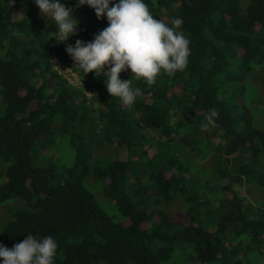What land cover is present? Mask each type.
<instances>
[{"label":"trees","instance_id":"16d2710c","mask_svg":"<svg viewBox=\"0 0 264 264\" xmlns=\"http://www.w3.org/2000/svg\"><path fill=\"white\" fill-rule=\"evenodd\" d=\"M61 2L80 23L57 44L34 0H0V206L21 202L0 243L52 236L53 264H167L181 246L183 264H264V97L252 90L264 89V0H144L183 20L191 54L152 85L133 77L143 95L130 107L104 77L69 69L66 44L93 41L107 16Z\"/></svg>","mask_w":264,"mask_h":264},{"label":"clouds","instance_id":"9594fccd","mask_svg":"<svg viewBox=\"0 0 264 264\" xmlns=\"http://www.w3.org/2000/svg\"><path fill=\"white\" fill-rule=\"evenodd\" d=\"M34 2L42 18L55 22L57 44L76 35L80 21L73 8L61 0ZM84 5L94 9L98 19L106 15L108 26L91 42L77 39L75 46L66 44V52L74 62L69 69L82 70L85 76L94 72L96 77H104L108 93L119 98L122 105L130 107L143 95L139 87H132L133 77L152 85L162 73L174 76L186 69L191 50L190 40L180 31L181 18L166 24L154 18L144 0H78L77 7ZM128 70L131 79H121V73ZM217 117V110L211 109L202 129ZM57 248L52 236L39 238L29 233L11 248L0 243V258L3 264H53Z\"/></svg>","mask_w":264,"mask_h":264},{"label":"rangeland","instance_id":"374dc122","mask_svg":"<svg viewBox=\"0 0 264 264\" xmlns=\"http://www.w3.org/2000/svg\"><path fill=\"white\" fill-rule=\"evenodd\" d=\"M73 83H77L76 80L73 81ZM252 90L254 92H256V94H262L263 97H264V89H262L261 87H257V88H252ZM261 120H256V125L260 128H264V113L260 116ZM60 151H61V157L64 158L66 161H69V159H71V154L69 152V149L66 148L65 146L64 147H60ZM109 152V151H107ZM209 157L206 159H203L202 161L200 160L197 164H196V167L194 168L193 171H195L196 173H198L200 176H203V177H207L209 175ZM260 196V195H259ZM18 206L21 204V202H19L18 200L17 201H12V202H9V203H6L4 205H1L0 206V229L2 228V225H3V222L6 221V220H9L11 218V214L12 211L15 209H11L9 211L10 208H12L13 206L17 205ZM109 208V206L107 207ZM7 209L9 212H7ZM175 209H171V213L173 214V217L172 219H174L175 221H178L180 220L183 216H184V213H185V206L182 204V203H177V205L175 206ZM4 213V215H3ZM10 213V214H9ZM186 247L185 246H181V248H177L175 253H174V256L172 258V260L167 263V264H183L184 261H186V258L189 257L190 255V252H187L186 254V251H185Z\"/></svg>","mask_w":264,"mask_h":264}]
</instances>
